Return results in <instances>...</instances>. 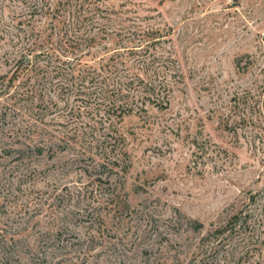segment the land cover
<instances>
[{
  "label": "rangeland",
  "instance_id": "obj_1",
  "mask_svg": "<svg viewBox=\"0 0 264 264\" xmlns=\"http://www.w3.org/2000/svg\"><path fill=\"white\" fill-rule=\"evenodd\" d=\"M104 2L170 33L183 83L109 131L52 67L14 74L40 0H0V264H264V0Z\"/></svg>",
  "mask_w": 264,
  "mask_h": 264
},
{
  "label": "trees",
  "instance_id": "obj_2",
  "mask_svg": "<svg viewBox=\"0 0 264 264\" xmlns=\"http://www.w3.org/2000/svg\"><path fill=\"white\" fill-rule=\"evenodd\" d=\"M104 1L32 4L15 21L10 37L15 50L7 62L14 64V74L39 69L42 63L52 67L69 95L98 105L102 118L111 121L110 131L117 124L112 117L122 122L147 113V104L167 109L184 75L171 51H159L171 41L168 31L127 27L118 21L126 11ZM4 85L0 82V92Z\"/></svg>",
  "mask_w": 264,
  "mask_h": 264
}]
</instances>
